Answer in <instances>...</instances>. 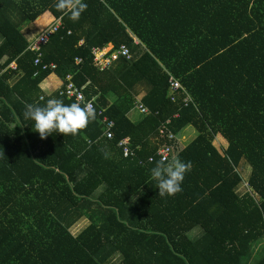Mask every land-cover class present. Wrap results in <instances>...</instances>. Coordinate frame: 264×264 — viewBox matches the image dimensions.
Returning a JSON list of instances; mask_svg holds the SVG:
<instances>
[{"label": "trees", "instance_id": "trees-1", "mask_svg": "<svg viewBox=\"0 0 264 264\" xmlns=\"http://www.w3.org/2000/svg\"><path fill=\"white\" fill-rule=\"evenodd\" d=\"M53 2L0 0V264H264V0H84L75 21ZM58 18L34 63L29 43ZM109 43L129 57L99 68L92 48ZM50 73L61 85L46 93ZM67 74L95 118L41 138L24 105L72 102ZM187 126L175 156L191 167L161 196L155 152Z\"/></svg>", "mask_w": 264, "mask_h": 264}, {"label": "clouds", "instance_id": "clouds-1", "mask_svg": "<svg viewBox=\"0 0 264 264\" xmlns=\"http://www.w3.org/2000/svg\"><path fill=\"white\" fill-rule=\"evenodd\" d=\"M52 6L73 21L79 19L87 7L84 0H54ZM22 116L43 138L53 132L75 135L95 118V110L82 101L64 103L58 97L50 96L43 104L26 103ZM190 167V161L181 160L178 156L162 157L149 169V176L159 195H173L181 190L184 174Z\"/></svg>", "mask_w": 264, "mask_h": 264}, {"label": "built area", "instance_id": "built-area-1", "mask_svg": "<svg viewBox=\"0 0 264 264\" xmlns=\"http://www.w3.org/2000/svg\"><path fill=\"white\" fill-rule=\"evenodd\" d=\"M61 25L60 19H56L55 21H53L50 25H48L47 27H45L44 29H42L41 31L38 32L37 36L33 39L32 42L29 43L28 47L31 50L36 51V57L34 59V63H39L40 62V48L41 46L48 40V38L50 37V35L55 32L57 30V28ZM111 50V46L106 49L105 46L103 47H93L92 48V52H93V61L94 64L96 66H98L99 68H105L108 67L112 60H114L116 58L117 55H123L126 58L129 57V51L126 45L121 44L119 45L118 48L114 49L113 51ZM76 61H79L78 58H76ZM54 63L50 62V63H44L42 64L41 68H54ZM66 82L64 83V87L62 89L59 90L60 94H64L66 97L68 98H73V101H82L83 103H86L87 105L93 107V103L91 100H85L84 94L81 90V88H79L78 86H76L74 84V82L71 79V74H67L65 77ZM170 81V95L169 98L171 100H174L175 96L173 95V91H175L178 87H179V82L175 79H173L172 77L169 78ZM188 98L184 97L183 102L184 104L187 103ZM141 110H146L144 107L141 108ZM102 110L99 109L98 110V114H101ZM101 121L106 125V131H105V135L107 137L111 136V126L113 124V121L108 119L105 115H102L101 117ZM160 132L162 133L163 130L160 129ZM167 132V136L168 139L170 141L174 140L176 137L175 135L170 132V131H166ZM122 144L127 143V137L123 138L120 141ZM128 147L124 146V154H128ZM172 148H173V143L172 142H164L163 144L159 145L155 154L157 156H159V158L162 157H169L170 154L172 153ZM148 160H152V157L149 156Z\"/></svg>", "mask_w": 264, "mask_h": 264}, {"label": "rangeland", "instance_id": "rangeland-1", "mask_svg": "<svg viewBox=\"0 0 264 264\" xmlns=\"http://www.w3.org/2000/svg\"><path fill=\"white\" fill-rule=\"evenodd\" d=\"M45 22L44 18H39L38 24L42 25ZM33 23H30L28 25L33 26ZM34 27V26H33ZM35 29V28H34ZM36 30V29H35ZM26 36V35H25ZM136 114V112H134ZM194 129L191 126H187L183 132L176 137V139L173 140V151H172V155L175 156L176 151L181 148L185 143H187L194 135ZM214 144L220 149V143L221 141H219L217 138L214 139ZM170 157H172L170 155ZM238 171L240 172L241 176H242V183L241 186L239 187L240 190H244L245 188H248L247 183H246V177H247V173L249 172V166L246 163H242L241 166L238 167ZM264 244V239L258 241L253 249H252V257H256L258 254V250L261 247V245ZM113 264V263H112Z\"/></svg>", "mask_w": 264, "mask_h": 264}, {"label": "crops", "instance_id": "crops-1", "mask_svg": "<svg viewBox=\"0 0 264 264\" xmlns=\"http://www.w3.org/2000/svg\"><path fill=\"white\" fill-rule=\"evenodd\" d=\"M33 26L30 25H25L23 27V33L26 35V37L32 38L33 36H35L37 34V32L39 31V29L37 28V26L35 24H32ZM36 30H35V29ZM136 40V38H134ZM111 46V44H107L105 47L106 49H108ZM40 88L46 92V93H50L52 91H54L55 89H57L60 85H61V80L60 78H58L54 73H50L48 76H46L41 82H40ZM133 117H137L135 113L132 114Z\"/></svg>", "mask_w": 264, "mask_h": 264}]
</instances>
